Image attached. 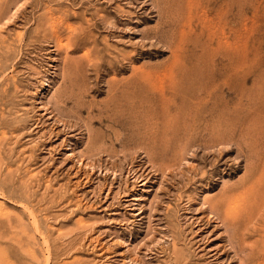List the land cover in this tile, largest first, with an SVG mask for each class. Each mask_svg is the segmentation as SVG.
I'll use <instances>...</instances> for the list:
<instances>
[{
    "label": "rangeland",
    "instance_id": "rangeland-1",
    "mask_svg": "<svg viewBox=\"0 0 264 264\" xmlns=\"http://www.w3.org/2000/svg\"><path fill=\"white\" fill-rule=\"evenodd\" d=\"M5 1L2 263L263 264L264 0Z\"/></svg>",
    "mask_w": 264,
    "mask_h": 264
},
{
    "label": "bare ground",
    "instance_id": "bare-ground-1",
    "mask_svg": "<svg viewBox=\"0 0 264 264\" xmlns=\"http://www.w3.org/2000/svg\"><path fill=\"white\" fill-rule=\"evenodd\" d=\"M18 1V0H17ZM59 1V0H58ZM200 1V0H199ZM3 2L5 3L6 1L5 0H3ZM7 3V2H6ZM14 3V2H13ZM17 3V2H16ZM19 3V2H18ZM17 3V4H18ZM220 3V2H219ZM10 5V4H9ZM44 5V4H43ZM8 6V5H7ZM13 6V5H12ZM36 6V5H35ZM3 7V6H2ZM11 7V6H10ZM13 7H15V4H14V6ZM37 7V6H36ZM0 8H1V6H0ZM5 8L6 7H4V9L3 8H1L0 10H5ZM8 8V7H7ZM9 9V8H8ZM8 9H7V11L6 12H10V11H12V10H10V11H8ZM46 9H48V8H46ZM193 9H195V8H193ZM2 10V11H3ZM45 10V9H44ZM198 11V10H197ZM6 12H5V16L8 14H6ZM46 12V11H45ZM2 13V12H1ZM193 14V13H192ZM3 15V14H2ZM2 15H0V16H2ZM2 16V17H5V16ZM44 15V14H43ZM57 15V14H56ZM10 16V15H9ZM9 16H8V18H9ZM49 16V15H48ZM12 18V17H11ZM1 19V18H0ZM3 19V18H2ZM59 19V18H58ZM107 19V18H106ZM4 20V19H3ZM2 20V21H3ZM39 20V19H38ZM47 20V19H46ZM60 20V19H59ZM1 21V22H2ZM43 21V20H42ZM51 21H53V20H51ZM55 21V20H54ZM32 22V21H31ZM46 22V21H45ZM44 22V23H45ZM36 23V22H35ZM49 23V22H48ZM37 24V23H36ZM41 24V23H40ZM53 24V23H52ZM68 24V23H67ZM80 24V23H79ZM41 25H43V24H41ZM50 26V25H49ZM39 27H40V25H39ZM45 27H46V25H45ZM44 27V28H45ZM69 27V26H68ZM42 28V27H41ZM53 28V27H52ZM3 29V28H2ZM82 29V28H81ZM54 30V29H53ZM56 30V29H55ZM85 30V29H84ZM41 31V30H40ZM78 31V30H77ZM36 32V31H35ZM42 32H44V31H42ZM41 32V33H42ZM46 32V31H45ZM182 32V31H181ZM84 33V32H83ZM183 33V32H182ZM182 33H181V36H182ZM52 34V33H51ZM55 34V33H54ZM66 35V34H65ZM55 36V35H54ZM53 36V37H54ZM57 36H58V34H57ZM57 36H56V38H57ZM185 36V35H184ZM60 37V36H59ZM55 38V37H54ZM55 38V39H56ZM67 38V37H66ZM238 39V38H237ZM74 40V39H73ZM53 41V40H52ZM222 42V41H221ZM66 43V42H65ZM65 43H64V46H65ZM220 43V42H219ZM63 44V43H62ZM180 44V43H179ZM4 45V44H3ZM220 45V44H219ZM175 46V45H174ZM91 47V46H90ZM219 47V46H218ZM233 48H234V46H232ZM232 47H231V49H232ZM7 48V47H6ZM215 48V47H214ZM223 48V47H222ZM4 49V48H3ZM221 50H225V49H221ZM235 50V49H234ZM4 52V51H3ZM66 52V51H65ZM84 53H86V50H85V52ZM229 53V52H228ZM87 54V53H86ZM84 56V55H83ZM4 57V56H3ZM82 57V56H81ZM69 59V58H68ZM72 59V58H71ZM83 59V58H82ZM63 60H64V58H63ZM214 60V59H213ZM89 61V60H88ZM87 62V61H86ZM88 63V62H87ZM238 66H239V64H238ZM237 66V67H238ZM239 69V68H238ZM238 75V74H237ZM171 76V75H170ZM85 77V76H84ZM87 79V78H86ZM225 85V84H224ZM155 86V85H154ZM15 87V86H14ZM159 89H161V88H159ZM208 94V93H207ZM235 95V94H234ZM169 100V99H168ZM50 101V100H49ZM3 113V112H2ZM150 123V122H149ZM5 131V130H4ZM1 135H3V134H1ZM0 135V136H1ZM6 136V135H5ZM4 137V136H3ZM168 138V137H167ZM187 138V137H186ZM4 139V138H3ZM187 141V140H186ZM84 156V155H83ZM82 157V156H81ZM86 158V157H85ZM258 171V170H257ZM135 172V171H134ZM133 172V173H134ZM254 172V171H253ZM254 176H256V174L254 175ZM251 179V178H250ZM251 181V180H250ZM264 181V168L262 167V169H261V171L257 174V176L256 177H254L253 179H252V183L253 184H256V185H258V184H261L262 182ZM250 182V183H251ZM254 186V185H253ZM256 188V187H255ZM261 188V187H260ZM263 189V188H262ZM261 189V190H262ZM251 187H248V188H246L245 190H244V192H246V193H250L251 191ZM262 202V201H261ZM228 203H229V200H228ZM231 203V202H230ZM253 206H254V204H252ZM236 206V205H235ZM228 207H229V204H228ZM227 208V207H226ZM230 208H232V205L230 206ZM238 208V207H237ZM259 208V207H258ZM261 208V207H260ZM259 208V209H260ZM229 209V208H228ZM228 209L226 210V212H225V210H224V212L225 213H223V215L225 214L226 216H223V217H226V220L227 221H229L232 225H233V227H237L238 226V222H240V220H243V221H245V226L243 227V229H248V230H250V231H255V229H256V227H254V226H252L250 223H254V222H252V219H253V217L254 216H256L255 214L253 215V212H252V208H251V204H249V203H247L246 204V206H244V208L242 209V212H241V214L239 215V214H235V216H234V214L232 215V213L230 214L229 213V211H228ZM256 211V210H255ZM258 212H259V210H258ZM234 213H235V210H234ZM259 215V214H258ZM232 216H234V217H232ZM227 218H229V220L227 219ZM221 219H224V218H221ZM257 219V218H256ZM226 221V222H227ZM224 222V221H223ZM10 223V222H9ZM230 224V225H231ZM9 225V224H8ZM228 227H230L231 228V226H228ZM239 227H241V225H239ZM234 231V230H233ZM233 234V233H232ZM237 234V233H236ZM241 235L243 234H245V232H241L240 233ZM253 234V233H252ZM241 235H239V236H241ZM237 237V236H236ZM244 236H241V239L243 238ZM240 239V238H239ZM243 241V240H242ZM242 241H240V242H242ZM247 243V242H246ZM242 248V247H241ZM241 248H239V249H241ZM241 251V250H240ZM257 253H259L258 251H257ZM251 254H252V252H251ZM261 254H262V252H261ZM263 255H264V252H263ZM3 257V256H2ZM249 257H252V255H250ZM1 258V257H0ZM5 259H6V257H5ZM240 259V258H239ZM251 259V258H250ZM3 260V259H2ZM8 260V259H7ZM7 260H6V262H7ZM1 261V260H0ZM4 261V260H3ZM240 261V260H239ZM252 261V260H251ZM5 262V263H6ZM10 262V261H9ZM9 262H7V263H9ZM248 262H250V261H248ZM1 264H4V262L2 263V261L0 262ZM12 264V263H11ZM249 264V263H248ZM263 264H264V262H263Z\"/></svg>",
    "mask_w": 264,
    "mask_h": 264
}]
</instances>
